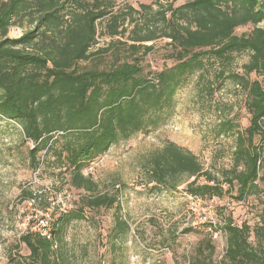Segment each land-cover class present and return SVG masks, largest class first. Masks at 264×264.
I'll use <instances>...</instances> for the list:
<instances>
[{
  "label": "trees",
  "instance_id": "1",
  "mask_svg": "<svg viewBox=\"0 0 264 264\" xmlns=\"http://www.w3.org/2000/svg\"><path fill=\"white\" fill-rule=\"evenodd\" d=\"M178 1L163 10L141 4L140 10L115 11L110 0H0V117L18 123L25 140L33 144L34 172L41 167L39 154L53 153L55 170L60 171L55 176L67 170L71 185L90 194L80 208L50 218V238L29 228L20 240L28 255H12L11 264H71L66 236L71 224L86 219V209H114L118 223L112 240L124 243L130 225L120 215V192L101 193L85 170L113 146L165 126L177 92L192 77L202 79L209 63L226 67L236 54H250L244 76L228 78L248 94L249 126L242 129L227 121L215 128L217 136L235 138L231 168L214 174L192 151L171 141L146 157L142 168L148 185L176 190L185 184L186 195L198 198L215 200L234 191L233 200L243 204L252 195L264 194V86L251 78L264 81V0H189L175 6ZM107 18V35L113 38L125 35L126 24L135 25L130 37L134 44L129 46L133 53L124 62L115 57L110 69H101L102 59L90 68L81 67L123 45L117 41L92 52ZM26 24L30 29L20 38L9 37L13 27ZM248 26L253 27L250 32L237 33ZM159 37L171 41L168 59L173 65L144 74L136 43ZM24 195L30 202L37 199L33 192ZM219 225L201 228L205 233L184 230L203 235L189 264H215L213 229L226 237L220 264H264V210L253 228L235 224L231 215Z\"/></svg>",
  "mask_w": 264,
  "mask_h": 264
},
{
  "label": "rangeland",
  "instance_id": "2",
  "mask_svg": "<svg viewBox=\"0 0 264 264\" xmlns=\"http://www.w3.org/2000/svg\"><path fill=\"white\" fill-rule=\"evenodd\" d=\"M172 1L110 0V4L115 11H125L127 7L140 10L141 4L151 5L156 11L163 10L162 6ZM187 1L180 0L175 6ZM108 20L105 19L99 26L98 44L92 52L117 41L123 45L83 63L81 67L90 68L96 60L102 59L101 69H110L116 63L115 57L124 62L133 53L129 46L134 44L130 37L135 25L126 24L125 35L113 38L107 35ZM163 26V23L158 24L159 34L164 31ZM252 28H240L237 33H248ZM29 29L28 24L24 28L13 27L9 37L20 38ZM136 44L140 46L136 57L143 59L144 74L173 65L174 61L168 59L173 52L168 39L159 37L152 42ZM150 46L153 49L147 51L146 47ZM249 60L250 54L243 53L234 55L226 67L209 63L202 79L200 75L192 77L177 92L175 107L165 126L113 146L103 159L85 170V176L99 183L101 193L120 192V215L130 225V232L124 243H113L112 234L117 228L118 213L114 209H86V219L71 224L66 236L71 264H189L203 235L186 234L184 230L196 228L205 233L201 228L209 224L196 227L198 215L190 209L185 184L176 190L148 185L142 164L152 152L171 141L192 151L205 169L214 174L231 168L235 138L217 136L215 128L227 121L239 124L242 129L249 126L248 94L238 83L228 79L232 74L244 76V66ZM223 69L225 76L219 78ZM251 78L264 86L262 77L253 75ZM33 147L25 140L18 123L0 117V264H11L12 255H28L20 240L29 228L43 229L41 221L47 216L53 218L54 214L80 208L90 195L71 185V175L67 170L63 169V175L55 176L60 171L55 170L53 153L47 156L39 154L41 167L34 172L30 166V150ZM25 192H33L37 196L35 202L26 200ZM235 195L234 191H230L223 198L215 199V224L219 228L221 219L231 215L235 224L247 223L253 228L264 210V194L252 195L243 204L233 200ZM205 200L209 203L214 199ZM222 236L221 240L213 239L215 264H220L225 253L226 237L224 233ZM250 241L256 244L254 237Z\"/></svg>",
  "mask_w": 264,
  "mask_h": 264
},
{
  "label": "built area",
  "instance_id": "3",
  "mask_svg": "<svg viewBox=\"0 0 264 264\" xmlns=\"http://www.w3.org/2000/svg\"><path fill=\"white\" fill-rule=\"evenodd\" d=\"M187 200H188V204L190 205V209L194 212L195 215L196 213L198 215V221L195 222L196 227L199 226L200 228L201 226L205 225V223H208L209 224L208 226H216L215 218H214L215 216L213 211V204L215 200L208 203L203 198H198L191 195L187 196ZM200 213H202L203 215L200 216ZM41 225L43 229L37 230L36 228L35 229L32 228V231L39 232L42 236L46 238H50L51 226H50L49 216H47V219L41 221ZM222 235H223L222 231L214 232V239L221 240L223 238Z\"/></svg>",
  "mask_w": 264,
  "mask_h": 264
}]
</instances>
